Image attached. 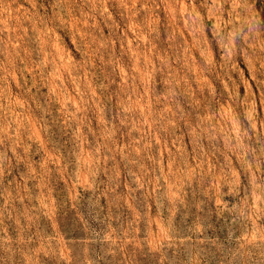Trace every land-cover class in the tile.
Here are the masks:
<instances>
[{"label":"rangeland","instance_id":"rangeland-1","mask_svg":"<svg viewBox=\"0 0 264 264\" xmlns=\"http://www.w3.org/2000/svg\"><path fill=\"white\" fill-rule=\"evenodd\" d=\"M0 264H264V0H0Z\"/></svg>","mask_w":264,"mask_h":264}]
</instances>
